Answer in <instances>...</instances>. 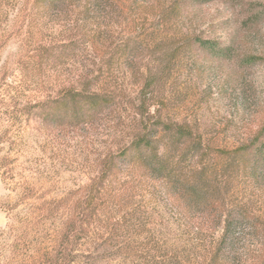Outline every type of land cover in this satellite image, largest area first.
I'll list each match as a JSON object with an SVG mask.
<instances>
[{
	"label": "rangeland",
	"instance_id": "374dc122",
	"mask_svg": "<svg viewBox=\"0 0 264 264\" xmlns=\"http://www.w3.org/2000/svg\"><path fill=\"white\" fill-rule=\"evenodd\" d=\"M68 89L106 102L56 115ZM162 121L201 134L209 164L258 135L264 0H0V156L14 160L0 171V264L55 253L89 192L102 213L93 237L71 239L78 264H198L221 230L195 234L120 154Z\"/></svg>",
	"mask_w": 264,
	"mask_h": 264
},
{
	"label": "trees",
	"instance_id": "16d2710c",
	"mask_svg": "<svg viewBox=\"0 0 264 264\" xmlns=\"http://www.w3.org/2000/svg\"><path fill=\"white\" fill-rule=\"evenodd\" d=\"M60 99L57 103L62 106L52 108L56 115H69L72 99L78 120L87 111L98 112L106 102L101 95H83L74 89L65 90ZM162 125L159 136L146 130L120 154L130 156L129 167L138 179L163 188L168 201L195 234L205 236L221 230L207 254L197 258L198 264H264V126L250 142L216 150L217 161L209 164L205 158L211 148L201 134L188 124L162 121ZM117 160L111 156L105 159V176L115 173ZM13 170V158L0 156L2 175ZM231 194L240 196L236 204L226 203ZM88 198L90 203L80 207L72 228L69 225L62 231L56 252L47 253L41 260L38 257L36 264H78L80 255L70 246L71 239L78 231L84 233L82 238L93 237L90 219L102 213L93 193L86 194L85 200ZM3 205L0 203V209ZM108 240L101 238L103 243ZM79 264L92 263L84 260ZM164 264L172 263L164 260Z\"/></svg>",
	"mask_w": 264,
	"mask_h": 264
}]
</instances>
